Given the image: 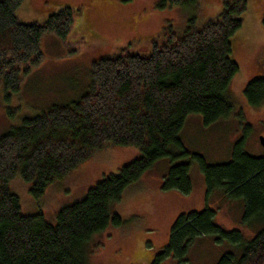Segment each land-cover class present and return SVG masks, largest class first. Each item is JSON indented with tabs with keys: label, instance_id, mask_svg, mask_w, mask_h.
<instances>
[{
	"label": "trees",
	"instance_id": "trees-1",
	"mask_svg": "<svg viewBox=\"0 0 264 264\" xmlns=\"http://www.w3.org/2000/svg\"><path fill=\"white\" fill-rule=\"evenodd\" d=\"M253 1L264 26L263 0ZM221 2L223 9L214 20L190 23L181 33L165 25L148 51L135 52L130 45L118 55L97 59L91 64L89 90L79 99L52 104L0 136V264H87L91 239L123 224L114 204L163 160L168 169L162 190L188 195L190 164L197 161L206 199L219 193L238 201L242 223L259 229L246 239L238 229L226 232L218 226L209 206L188 211L178 216L167 244L154 251L150 264L166 258L190 264L189 247L204 236L229 248L216 264H264V152L249 155L242 138L226 163L209 165L186 150L181 138L190 114L210 125L234 112L229 95L238 65L232 54L248 0ZM192 3L161 0L159 6ZM28 5L27 0H0V91L7 95L17 94L26 75L40 64L42 38L53 35L63 41L71 29L69 7L41 23L19 21L17 12H29ZM243 96L249 106H263L264 77L248 82ZM110 145L137 147L140 156L57 211L54 224L41 212H22L11 186L15 178L29 183L38 199L51 183Z\"/></svg>",
	"mask_w": 264,
	"mask_h": 264
},
{
	"label": "rangeland",
	"instance_id": "rangeland-1",
	"mask_svg": "<svg viewBox=\"0 0 264 264\" xmlns=\"http://www.w3.org/2000/svg\"><path fill=\"white\" fill-rule=\"evenodd\" d=\"M29 12L20 15L23 23H41L62 7L72 11L71 29L65 40L46 35L40 41L42 60L21 82L17 94L0 91V136L23 118L32 117L52 104L69 103L89 90L91 64L105 56H114L130 46L145 52L151 39L171 24L181 33L190 23L195 26L214 20L222 11L221 0H193L184 6L160 7L161 0H27ZM254 1L248 0L242 24L236 33L232 59L238 73L230 86L233 114L215 124L205 125L199 114H190L181 133L190 153L201 155L209 165L226 163L236 142L244 139L249 155L261 156L264 148V105L247 104L243 90L248 82L264 77V26ZM6 96V97H5ZM140 156L134 146H107L80 164L69 175L51 183L38 199L30 193V184L17 177L11 182L19 195L24 214L43 213L55 223L57 211L83 199L89 188L104 176ZM168 169L165 160L147 171L137 184L127 188L113 206L123 224L94 236L87 247V264H150L154 253L164 247L176 219L182 213L209 206L215 210V223L224 231H242L251 239L257 227L242 223L243 205L219 193L206 199V182L197 161L190 164L192 191L181 195L160 188ZM228 246L211 236L195 240L188 250L190 264H216ZM155 251V252H154ZM166 260V261H165ZM164 261V262H163ZM163 262V263H162ZM160 264H176L172 258Z\"/></svg>",
	"mask_w": 264,
	"mask_h": 264
},
{
	"label": "water",
	"instance_id": "water-1",
	"mask_svg": "<svg viewBox=\"0 0 264 264\" xmlns=\"http://www.w3.org/2000/svg\"><path fill=\"white\" fill-rule=\"evenodd\" d=\"M259 142H260L261 146L264 147V137L263 136L259 137Z\"/></svg>",
	"mask_w": 264,
	"mask_h": 264
},
{
	"label": "flooded vegetation",
	"instance_id": "flooded-vegetation-1",
	"mask_svg": "<svg viewBox=\"0 0 264 264\" xmlns=\"http://www.w3.org/2000/svg\"><path fill=\"white\" fill-rule=\"evenodd\" d=\"M262 12L264 13V0H263V5H262Z\"/></svg>",
	"mask_w": 264,
	"mask_h": 264
}]
</instances>
